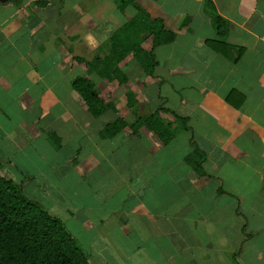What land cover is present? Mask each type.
Masks as SVG:
<instances>
[{"label": "crops", "instance_id": "0c3cea01", "mask_svg": "<svg viewBox=\"0 0 264 264\" xmlns=\"http://www.w3.org/2000/svg\"><path fill=\"white\" fill-rule=\"evenodd\" d=\"M133 1L175 38L154 48L151 73L125 55L121 82L98 59L132 43L133 2L0 0L2 173L63 220L92 264H264V0ZM79 76L116 110L93 115ZM139 106L171 108L190 128L163 111L168 143L145 125L100 135ZM197 147L204 174L185 159Z\"/></svg>", "mask_w": 264, "mask_h": 264}, {"label": "trees", "instance_id": "16d2710c", "mask_svg": "<svg viewBox=\"0 0 264 264\" xmlns=\"http://www.w3.org/2000/svg\"><path fill=\"white\" fill-rule=\"evenodd\" d=\"M120 1L122 6L131 1L139 8V13L129 19L124 26L129 30L128 38L132 43L128 45L127 42L121 44L113 42L109 52L111 57L98 60L103 61L105 69L112 66L110 70L104 69L103 74L111 79L116 76L123 82L126 78L118 75L116 65L125 55L133 51L145 70L151 73L156 64L154 48L160 43L172 41L175 32L165 28L161 18L152 19L150 14L133 0ZM217 27H220L219 18ZM150 34L153 36L152 46L146 49L142 45V40ZM207 42L215 46L214 40L208 39ZM242 52L243 48L239 47L238 55L234 59L238 60ZM92 63L89 64L91 67L96 64ZM73 86L81 93L93 115L98 116L109 108L116 110L111 101H106L100 95L92 78L79 76L74 79ZM235 91L231 90L227 100H231L230 96ZM163 111L173 114L180 123L178 129L190 128L187 123L188 117L171 108L160 106L149 112L139 106L132 122L117 116L100 130V135L110 137L128 124L133 132H138L139 128L145 125L164 143H168L176 132L173 129L174 123L162 114ZM205 156L206 153L197 147L189 152L185 159L196 172L204 174ZM2 169L3 164L0 161V264H92L79 240L67 230L63 220L52 214L39 199L28 196L20 181L3 174Z\"/></svg>", "mask_w": 264, "mask_h": 264}, {"label": "rangeland", "instance_id": "374dc122", "mask_svg": "<svg viewBox=\"0 0 264 264\" xmlns=\"http://www.w3.org/2000/svg\"><path fill=\"white\" fill-rule=\"evenodd\" d=\"M149 105H150V107H152L153 105H155V102H153V103L151 102ZM122 111L124 112V110H122ZM66 180H67V181H74L73 179H68V178H67ZM46 206H47V205H46ZM47 207H48V206H47Z\"/></svg>", "mask_w": 264, "mask_h": 264}]
</instances>
